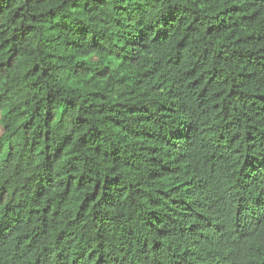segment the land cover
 <instances>
[{"label":"trees","instance_id":"16d2710c","mask_svg":"<svg viewBox=\"0 0 264 264\" xmlns=\"http://www.w3.org/2000/svg\"><path fill=\"white\" fill-rule=\"evenodd\" d=\"M0 264H264V0H0Z\"/></svg>","mask_w":264,"mask_h":264}]
</instances>
